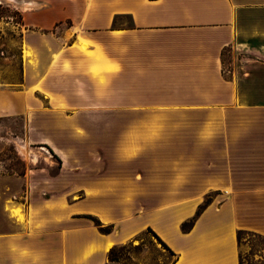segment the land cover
Returning <instances> with one entry per match:
<instances>
[{"label": "crops", "instance_id": "crops-1", "mask_svg": "<svg viewBox=\"0 0 264 264\" xmlns=\"http://www.w3.org/2000/svg\"><path fill=\"white\" fill-rule=\"evenodd\" d=\"M27 3L0 116L46 163L0 193V264H108L149 227L173 264H241L239 230L264 237V0Z\"/></svg>", "mask_w": 264, "mask_h": 264}, {"label": "rangeland", "instance_id": "rangeland-1", "mask_svg": "<svg viewBox=\"0 0 264 264\" xmlns=\"http://www.w3.org/2000/svg\"><path fill=\"white\" fill-rule=\"evenodd\" d=\"M28 1L31 0H0V88L2 89L18 87L21 80L22 13ZM224 58L231 59L229 52H224ZM24 134L23 116H0V193L14 194L20 199L25 190L21 176L29 166L33 164L43 166L46 163L43 155H40L41 148L23 146L25 143L21 138ZM24 148L28 154L23 151ZM37 154L40 157H37ZM57 167L56 161L50 172L55 173ZM15 211L20 213L21 208ZM241 237L243 264H264V237L251 232H244ZM112 248H114L112 254L114 260H109L108 264H170L175 259V256L148 231Z\"/></svg>", "mask_w": 264, "mask_h": 264}, {"label": "trees", "instance_id": "trees-1", "mask_svg": "<svg viewBox=\"0 0 264 264\" xmlns=\"http://www.w3.org/2000/svg\"><path fill=\"white\" fill-rule=\"evenodd\" d=\"M211 202V195H208L204 202L200 205L199 207V210L197 211V214L192 217L189 221H186L182 224V228L183 230L185 231H188L190 230V228L193 226L197 216L201 213V211ZM85 218L91 220L97 227L98 229L102 232V233H110L112 232L113 228H114V225L113 224H109V225H105L97 216H94V215H91V214H86L84 215ZM146 231L152 233L157 239L158 241L162 244V246L164 248H166L172 255H176V253H174V251H172L168 245L160 238V236L151 228L149 227ZM246 232L244 230H239L238 232V238H239V241H241L242 237L241 235ZM113 251H114V248H111V250L109 251V254H108V258L109 260H114L113 257H112V254H113ZM177 260V257H175V259L170 263V264H173L175 261ZM241 264H243V261H241Z\"/></svg>", "mask_w": 264, "mask_h": 264}, {"label": "bare ground", "instance_id": "bare-ground-1", "mask_svg": "<svg viewBox=\"0 0 264 264\" xmlns=\"http://www.w3.org/2000/svg\"><path fill=\"white\" fill-rule=\"evenodd\" d=\"M23 151H24V152H27V154H28V151H27L25 148L23 149ZM16 213H17V212H16Z\"/></svg>", "mask_w": 264, "mask_h": 264}]
</instances>
